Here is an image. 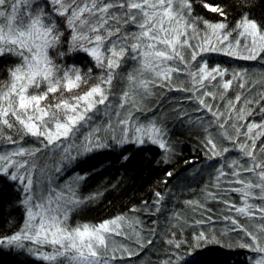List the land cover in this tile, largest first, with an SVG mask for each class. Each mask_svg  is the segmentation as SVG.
I'll list each match as a JSON object with an SVG mask.
<instances>
[{"label": "snow or ice", "instance_id": "6c2138e0", "mask_svg": "<svg viewBox=\"0 0 264 264\" xmlns=\"http://www.w3.org/2000/svg\"><path fill=\"white\" fill-rule=\"evenodd\" d=\"M203 7L223 19L215 23L203 20L205 34L201 37L202 43L193 46L189 39L199 36L196 22L201 18H191V0H38L35 4L34 0H0V64H12L6 69L7 82L0 84V136H4L5 130L16 129L19 139L4 136L9 144L18 145L30 136L41 145L31 149L20 144L12 151L0 154V175L18 180L26 193L23 202L26 206L25 222L18 232L0 237V246L24 247L27 241L36 246L38 259L47 264H110L117 258V249L111 247L110 237L125 235V228L135 233L141 248L153 243L151 239L140 242V233L134 227L140 221H130L125 216L97 225L70 226L69 212L82 201L76 198L71 188L66 192H57L53 188L41 192L35 188L32 179L36 166L34 158L42 148H59L78 134L84 138V151H92L93 146L105 147L102 141L109 137L121 145H143L147 138V142L167 151L164 130L155 122L138 124L133 111H142L137 95H151L154 87L193 90L172 84L173 75L183 72L189 63L184 55L186 48L192 49V61L204 52H218L243 60L264 59V24L250 19L241 6V18L229 29L224 22L228 12L222 4L204 3ZM133 26L137 31H131ZM64 45L69 51L87 53L101 69L99 82L80 95L65 96V93L87 84L89 77L81 74L78 68H62L57 62L56 58L65 54L59 51ZM127 57L139 65L127 74L129 89L122 92L110 114L105 111L109 119L103 126L95 125L98 113L102 112L100 106L103 110L111 106L109 96L113 80L118 75L116 69ZM225 72L218 67L209 69L205 62L198 63L197 70L188 75L199 91L207 87L205 81L210 83L217 76L222 78ZM233 79H239L237 87L250 92L240 73H235ZM232 84L233 80H226L221 86L228 90ZM50 96L54 102L45 103ZM205 97L214 100L216 96L205 90L196 99L215 118L217 137L233 145L238 144L239 151L246 157L243 164L238 160L232 161L228 167L233 171L226 173L221 170L216 178L219 181L221 177L231 175L235 179L229 182L240 185L231 191L239 194L241 206L228 199L222 201L229 212L236 213L235 216H224V220L231 224L227 231L239 236L236 247L257 254L252 257L251 264H264V143L257 147V141L264 137V103H261L264 94L260 100H250L247 95L237 94L234 99H228L224 111L214 108ZM240 103L245 107L237 109ZM251 104L259 105L261 121L241 123L257 113V109L247 107ZM82 129H87L86 135ZM205 148L211 154L210 158L230 151L229 147H219L211 132ZM64 150L67 151L66 148ZM245 173L252 178L245 177ZM166 175L171 177L172 173ZM160 195L156 193L158 198ZM206 198L215 200L217 196L208 192ZM250 200L260 203L252 204ZM155 203L158 204L159 199ZM186 203L193 212L197 208L211 211L199 201ZM238 217L247 219L242 223ZM214 222L210 215L196 219L192 221L190 239H168L166 243L177 252L165 264H190L180 251L182 248L191 255L197 248L218 243L215 232L205 228L196 230V226ZM185 223L180 227L183 228ZM45 246L52 251H43ZM119 250L129 256L136 254L123 246Z\"/></svg>", "mask_w": 264, "mask_h": 264}, {"label": "trees", "instance_id": "16d2710c", "mask_svg": "<svg viewBox=\"0 0 264 264\" xmlns=\"http://www.w3.org/2000/svg\"><path fill=\"white\" fill-rule=\"evenodd\" d=\"M36 2L38 0L34 1V4ZM191 2V18H201L196 22L199 36L189 39V43L193 46L202 43L201 37L205 34L203 20L215 23L223 19L219 14L205 9L204 3L224 6L228 12L227 20L224 22L228 24L229 29H232L236 21L241 18V6L250 19H254L258 24H264V0H191ZM59 51L65 53L63 57L56 58L62 68L75 67L80 70L81 74L89 77L87 84H82L80 88L71 93H65L66 97L80 95L87 91L81 89L82 87L89 88L99 82L101 69L96 67L95 61L87 53L69 51L67 45ZM191 51L190 48L184 50L185 59L189 65L194 62L191 60ZM199 57H205L209 69L218 67L226 70L224 76L222 78L217 76V79L210 83L205 82L207 87L196 91L192 77L188 75L190 70L174 74L173 85L193 90L175 91L167 87H154L152 88L153 96L149 95L147 107L141 111L143 116L140 118L147 116L146 119L153 120L154 118L157 127L164 130V139L168 145L167 151L153 144L143 146L127 144L119 150H117V145L109 146L110 149H103V153L87 157L72 170V173L76 174V188L73 191L76 198L82 202L71 208L68 219L70 226L84 223L97 225L118 216H125L130 221H140L139 225H134L136 231L140 233V242L153 240L151 245L146 244L141 248L137 243L136 235L131 236L134 232L130 229L127 231L124 229L125 235L123 236L113 235L114 239L120 241V246L136 253L127 257V252H119L117 254H125V257L116 255L118 257L115 259L116 263L165 264L173 253L177 252L166 241L168 239H190L193 231L192 221L206 218L209 215L213 217L214 224L196 226V230L205 228L215 232L218 243L197 248L191 255L188 254L187 249L182 248L180 251L184 253V258L190 264H251L252 257L257 255L235 246L239 242V236L227 231L231 228V224L224 220L226 215H236L234 211H228L227 206L222 202L224 199H228L237 206L242 205L239 194L231 191L232 188L240 187V185L229 182L235 179L231 175L221 177L219 181L216 179L221 170L226 173L233 171L228 167L232 161L238 160L243 164L246 157L239 151L237 144L235 146L238 150L233 149L235 153L233 156H228L229 152H227L210 158L211 154L205 148L209 132L217 139L219 147H227L228 143L232 147L234 145L217 137L218 129L215 126V118L199 105L196 97H199L205 90L212 91L216 98L213 100L205 97V99L220 111H224L228 99H234L237 94L247 95L250 100H260V96L264 94V82L261 81L260 85L256 86L261 76L253 71H256L254 67L263 64L264 59L243 60L218 52H204L197 58ZM10 67H12L10 62L0 64V84L7 82L6 69ZM89 69H91L90 73ZM193 70L195 69L191 72H194ZM116 72H119V68ZM235 73L243 76L244 81L250 87V92L237 87L240 81L233 79ZM226 80H233L232 87L228 90L221 86ZM221 94H223V99H221ZM56 95L59 96V93ZM49 102H54L51 96L48 101H45V103ZM241 107L245 105L237 104V109ZM247 107L257 109V113L247 117V120L241 123L260 122L262 116L258 114L259 105L251 104ZM165 113L168 116L165 122L157 120ZM231 131L229 129V132ZM7 135H11L13 139H19L15 129L5 130L4 136ZM4 136H0V154H3L1 153L2 147L9 144ZM33 139L25 137L20 142L30 145L34 143ZM262 143H264V137L257 141V147L259 148ZM125 148L126 152H124ZM122 152H124L123 156ZM168 172L172 173L171 177L166 175ZM244 176L252 178L247 173ZM217 183L219 187H215ZM157 192L161 194L160 198L156 196ZM208 192L215 193L217 199L206 198ZM157 199H159L158 204L155 203ZM24 200V185L18 180L13 181L10 177L0 175V237L10 236L23 226L26 219ZM187 201H199L205 209L211 211L207 212L197 208L193 212L186 203ZM249 203L257 204L260 201L250 200ZM133 208L137 211L131 212L130 209ZM238 219L243 223L247 218L238 217ZM182 223H185L183 228L180 227ZM225 232H227L226 235H220ZM25 244L28 245V243ZM49 249V246H45V250ZM0 264H47V262L38 259L36 250H29L25 246L2 245L0 246Z\"/></svg>", "mask_w": 264, "mask_h": 264}, {"label": "rangeland", "instance_id": "374dc122", "mask_svg": "<svg viewBox=\"0 0 264 264\" xmlns=\"http://www.w3.org/2000/svg\"><path fill=\"white\" fill-rule=\"evenodd\" d=\"M36 1V0H34ZM131 31H137V29L133 26L131 27ZM205 57L204 58H197L196 61H194L191 65H187V67H183V65H180L181 68H185V70H190V72L192 71V69H195L193 71L197 70V65L199 64H203L205 63ZM139 65L137 63V61L132 60L130 57H127L124 61H122L121 67L119 68V72L117 73L118 75L116 76V78L113 81V91L111 93V96H109V100L111 102V105H113L117 99L120 98L122 92L127 91L129 89V85H128V81H127V74L129 72H133L134 69L138 68ZM217 68V67H214ZM212 69V68H211ZM147 75V74H145ZM208 82V81H205ZM209 83V82H208ZM91 86V85H90ZM81 89H86L88 90V87H82ZM139 92V90H137ZM151 96H153V90H152V94ZM115 98V99H114ZM139 107L142 108V110H145V108L147 107L148 101L150 99V96H142V95H137L136 97ZM102 108V112L98 113L99 119L94 121L95 125L98 126H103L104 121L108 120L109 115H104L103 116V112L106 111L107 113L110 114V109H106L103 110V106H100ZM127 107H131L130 105H128ZM141 116H143V113H141V111H133V117L136 120V122L138 124H144L147 125L149 124V122H155L154 118L152 119H146L148 116L146 114L147 117L144 118H140ZM150 116V115H149ZM168 118V116L165 114H163L160 118L158 117L157 120H162V122L166 121V119ZM145 119V120H144ZM157 125V124H156ZM162 125H165L162 123ZM166 126V125H165ZM17 130L15 129V132ZM82 131L85 133V135L87 134V129H82ZM118 135V133H117ZM29 138H34V137H30ZM34 143L32 144H26V143H21L23 146L31 148V149H35L38 147H41L40 143L35 139ZM146 142L143 145H152L151 143L147 142V138H145ZM104 144H106L105 147H95L93 146L92 151H84L83 149V145L85 143L83 136L81 135H77L76 137L71 138L69 141H65L59 148H56L55 146L51 147V148H42V150L37 153V156L34 158L35 160V168L32 171V179L34 181V187L37 188L38 190H40L41 192H43L44 190L48 189V188H53L55 189L57 192L60 191H67L69 188L72 189V191L74 190V188H76V174L72 173V170L77 166V164L79 162H82L83 160H85L87 157H90L91 155H95V154H100L103 153V149H110L109 146L117 147V150L121 149L122 146H125L127 144H133L134 146H143L141 144H137V143H127V144H119L117 143L115 140H112L110 137L106 138L102 141ZM20 144L18 145H13V144H7L4 145V147H2L1 153H7L10 152L12 150H14L16 147L20 146ZM155 145V144H153ZM227 147H232L229 143L227 144ZM67 149V151H65L64 149ZM233 149L238 150L237 146H233L232 148H230L229 154L228 156H233ZM102 151V152H101ZM105 152V151H104ZM222 168V167H221ZM220 171V170H219ZM21 173H23V170H21ZM70 182V184H68ZM67 184L70 186L68 188ZM74 192V191H73ZM25 198H26V193H25ZM253 204V203H252ZM125 230H129L128 228H125ZM131 230V229H130ZM135 234L132 233L131 236H134ZM28 243L25 244V247H27L29 250H36V246L30 244L29 242H25ZM120 241L114 239V236L112 235L110 237V245L112 248H116L117 252L116 255H120V257H123L122 255L125 254H117L119 252H123L119 250V246H120ZM45 252H50L52 251V249L50 248L48 251L45 250V247L42 249ZM127 257L129 256L128 253L126 255ZM117 257V256H116ZM118 258V257H117ZM110 264H122V263H116L115 259L110 261ZM130 264V263H127ZM132 264V263H131Z\"/></svg>", "mask_w": 264, "mask_h": 264}, {"label": "bare ground", "instance_id": "6f19581e", "mask_svg": "<svg viewBox=\"0 0 264 264\" xmlns=\"http://www.w3.org/2000/svg\"><path fill=\"white\" fill-rule=\"evenodd\" d=\"M200 58V57H199ZM233 58V57H232ZM254 69H256V71H253L255 74H258L259 76H261V79H260V81H258V82H256V86H259L260 85V83H261V81L262 82H264V62H263V64H260V65H257L256 67H254ZM252 72V71H251ZM119 100H120V98L119 99H117L116 100V102L113 104V105H111L110 107H109V109H110V113L116 108V105L118 104V102H119ZM121 111H123V110H121ZM105 115V111L103 112V116ZM106 116V115H105ZM109 118V117H108ZM112 119H115V117H112Z\"/></svg>", "mask_w": 264, "mask_h": 264}]
</instances>
